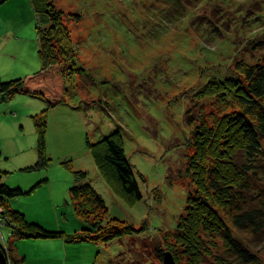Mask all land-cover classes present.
<instances>
[{"label": "rangeland", "instance_id": "obj_1", "mask_svg": "<svg viewBox=\"0 0 264 264\" xmlns=\"http://www.w3.org/2000/svg\"><path fill=\"white\" fill-rule=\"evenodd\" d=\"M51 1L70 31L73 56L61 62H73L80 71L67 76L65 102L47 111L46 167L31 169L37 151L30 116L46 109L45 101L16 94L5 115L0 108V164L26 191L18 198L26 219L67 234L85 227L69 195L74 171L83 170L84 181L108 208L105 219L118 218L133 226V232L110 242L97 241L101 244L80 243L83 249L75 248L78 253L92 252L79 264H161L164 251L174 252L175 264H241L219 236L202 230V253L193 261L183 253L184 241L175 233L185 208L192 205L187 199L201 195L187 169L194 129L212 116L210 111L221 110L228 98L222 91L195 94L213 77H236L237 61L264 60V0H189L175 9L165 0ZM1 6L10 12L9 35L20 40L0 44V65L13 64L6 55L7 45L13 43L31 59L38 43L36 28L43 27L46 18L33 12L30 0H4ZM34 54L39 67L31 66V72L41 67ZM14 57L24 62V56ZM188 109L194 114L193 125L186 119ZM113 132L122 136L120 143L142 194L139 201L123 197L111 168L104 172L116 190L104 179L87 148L86 138L96 142ZM0 221L4 223L1 216ZM181 228L187 230L185 225ZM1 233L4 246L23 242V264H31L33 254L39 253L33 241L37 238L19 239L4 224ZM73 246L67 244L68 249ZM250 250L257 256L253 264H264V242H255Z\"/></svg>", "mask_w": 264, "mask_h": 264}, {"label": "trees", "instance_id": "obj_2", "mask_svg": "<svg viewBox=\"0 0 264 264\" xmlns=\"http://www.w3.org/2000/svg\"><path fill=\"white\" fill-rule=\"evenodd\" d=\"M165 1L175 9L189 0ZM3 2L0 0V4ZM30 3L35 14L46 18L43 27L36 28L41 67L7 81L0 76V102L16 94L45 101L47 108L31 115L37 151V161L31 169H42L50 160L45 150L47 111L65 102L67 76L80 70L73 62L66 66L61 62L64 56L68 61L73 56L70 31L63 23L61 12L51 0H30ZM235 70L236 77H213L195 94L198 97L222 91L228 98L221 110L217 113L210 111L212 116L195 124L194 151L189 156L187 169L201 195L187 199L192 205L185 208L186 214L181 217L180 228L175 233L177 240L184 241L183 253L187 252L193 261H197V256L202 253L199 247L201 230L219 236L225 250L234 251V258L241 264L256 263L257 256L250 250L251 245L264 242V60L254 63L237 61ZM186 112L188 124L193 125L194 114L189 109ZM120 141L122 136L118 132L96 142H89L86 138L87 148L104 179L115 189L116 184L104 172V168H111L123 197L139 201L142 194ZM1 156L0 150V160ZM6 172L0 165V216L4 225L11 227L19 239L61 238L67 242L104 243L133 232V226L118 218L105 219L108 208L94 187L84 181L86 171H74L75 183L69 190L76 214L86 223L80 231L72 234L46 229L28 221L22 211L10 207V201L25 195L26 191L7 185L3 180ZM182 225L187 230L182 229ZM1 248L8 264H22L23 258L13 255L11 243ZM172 254L175 256L173 251ZM162 255L163 252L160 260ZM225 260L229 261L228 258Z\"/></svg>", "mask_w": 264, "mask_h": 264}, {"label": "crops", "instance_id": "obj_3", "mask_svg": "<svg viewBox=\"0 0 264 264\" xmlns=\"http://www.w3.org/2000/svg\"><path fill=\"white\" fill-rule=\"evenodd\" d=\"M31 9H32V7H31ZM13 12H15V11H13ZM4 15H5V17H4ZM7 16H10V12L5 11V8L3 6H1L0 7V36L3 37L4 39H2V41L0 40V44H3L4 42H10L13 40L17 41L18 39L20 40V38L18 36L11 35V34L9 35V33H11V30H9V27L7 26V22H6ZM5 39H7V40L4 41ZM9 45H12L13 48H8ZM16 45L17 44H15V43L8 44L7 48H6L9 51L6 54L7 57H9L8 62L13 61V64H11L9 62V63L0 65V76H1V78L3 77V79H5V80L23 77L24 76L23 74L25 72L28 73V72H31L32 70L35 69L34 67L32 68L31 66L37 65L39 67L38 60L36 58V55L34 54L38 51V48H37L38 43L35 46L36 52L34 49H31V51H32L31 59H30V56H28L25 52H23L22 47L18 48ZM15 55L24 56L25 57L24 62L22 63L20 61H17V58H15V57L13 58V56H15ZM15 97L16 96H14L8 100H2L0 102V108H1V111L4 115H5V112H7V111H5V109H10L12 107L11 104H12ZM33 98H35V97H33ZM35 112H37V111H35ZM32 113H30V116L36 114V113H33V114ZM14 114L19 115V112L14 113ZM10 177L11 176L5 175L3 178L4 182L7 185H9V186L20 185V183H16L17 181H15V183H13L12 179ZM10 207H12L14 209H18L22 212H24L23 210H25V208L23 207V205L21 204V202L18 199L11 200L10 201ZM0 235L2 236V233ZM38 239L39 238H37L33 241H36L35 245L39 246V253L35 252L33 254L31 264H59L58 262L60 260L64 261V263H60V264H68L66 261L67 259H69V260L71 259L72 264H73V261L75 262V264H79L80 262L78 260H81V258H82L81 262L85 263L84 259L86 257L89 258L91 256L92 251L87 250V252L85 253L83 250H81V252H79L80 253L79 254L77 252L78 250L77 251L75 250V248H78V247L82 248L83 247L80 244V243H86L83 241H78V242L76 241V242L68 243L67 241H65L64 239H61V238L60 239H51V240H46V239L38 240ZM59 241H62V242H59ZM21 243H23V242L19 241V240H18V242H14V243L12 242V248H13L12 253L16 257L22 256L23 262H25V261L27 262V258L25 256L26 251H24V250L21 251ZM38 243H39V245H38ZM88 243H92V242H88ZM67 244H73L74 246H73V248L68 249ZM93 244L95 245V244H101V243H93ZM0 245H3V242L1 240H0ZM87 249L93 250V248H87ZM70 251H73V253H71V255L69 254ZM23 262H22V264H23Z\"/></svg>", "mask_w": 264, "mask_h": 264}, {"label": "water", "instance_id": "obj_4", "mask_svg": "<svg viewBox=\"0 0 264 264\" xmlns=\"http://www.w3.org/2000/svg\"><path fill=\"white\" fill-rule=\"evenodd\" d=\"M0 264H8L1 246H0ZM161 264H175L173 256L170 253V251L163 252Z\"/></svg>", "mask_w": 264, "mask_h": 264}, {"label": "built area", "instance_id": "obj_5", "mask_svg": "<svg viewBox=\"0 0 264 264\" xmlns=\"http://www.w3.org/2000/svg\"><path fill=\"white\" fill-rule=\"evenodd\" d=\"M4 224V223H3ZM2 222L0 221V227L3 225Z\"/></svg>", "mask_w": 264, "mask_h": 264}]
</instances>
